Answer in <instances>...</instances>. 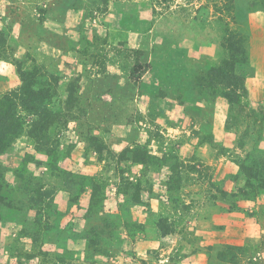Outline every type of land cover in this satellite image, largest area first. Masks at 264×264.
Wrapping results in <instances>:
<instances>
[{
  "label": "rangeland",
  "instance_id": "374dc122",
  "mask_svg": "<svg viewBox=\"0 0 264 264\" xmlns=\"http://www.w3.org/2000/svg\"><path fill=\"white\" fill-rule=\"evenodd\" d=\"M26 85L0 264H264V0H0Z\"/></svg>",
  "mask_w": 264,
  "mask_h": 264
},
{
  "label": "trees",
  "instance_id": "16d2710c",
  "mask_svg": "<svg viewBox=\"0 0 264 264\" xmlns=\"http://www.w3.org/2000/svg\"><path fill=\"white\" fill-rule=\"evenodd\" d=\"M21 80L23 83L27 81L26 74L21 76ZM20 92L22 98H18L19 96L17 94H8L0 99V154L8 150L22 132V122L16 112V102L18 99L21 101V106H23L25 110L32 111L34 107H32L28 97L34 95L36 101L41 98L38 93L31 91L27 85L25 88H22ZM41 127L42 128L38 129L36 132H31L30 137L34 138L37 132L49 128L45 123H43Z\"/></svg>",
  "mask_w": 264,
  "mask_h": 264
}]
</instances>
